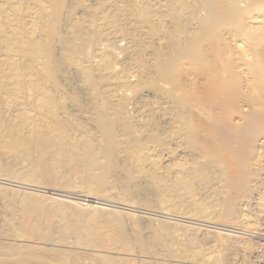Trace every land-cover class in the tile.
<instances>
[{
	"label": "bare ground",
	"instance_id": "6f19581e",
	"mask_svg": "<svg viewBox=\"0 0 264 264\" xmlns=\"http://www.w3.org/2000/svg\"><path fill=\"white\" fill-rule=\"evenodd\" d=\"M73 157L82 194L47 188ZM1 165L24 189L1 186L7 210L71 215L131 257L102 264H264V0H0ZM116 190L150 201L99 199ZM19 235L0 221V264H20Z\"/></svg>",
	"mask_w": 264,
	"mask_h": 264
},
{
	"label": "rangeland",
	"instance_id": "374dc122",
	"mask_svg": "<svg viewBox=\"0 0 264 264\" xmlns=\"http://www.w3.org/2000/svg\"><path fill=\"white\" fill-rule=\"evenodd\" d=\"M72 74H74V73H72ZM72 74H70V76ZM76 76L77 75H75V74L73 76H71L74 79V81H76L77 78H78ZM71 77L68 76V81L71 79V81L73 83L74 81H73V79ZM71 81H69V82H71ZM77 81H76V83H78ZM72 83H70V85ZM76 83L74 82L72 84L73 86L71 85L72 87H74V89H75L74 85H77ZM75 90H74L75 91L74 94H75L76 97L78 95L77 98L83 99L85 97V94L83 96V94L81 93L80 89L76 88ZM78 90H79V92H78ZM70 95L72 96L71 93H70ZM69 160H70V162H69ZM69 160L67 161V159H66L63 162L65 164V166L61 167V170H59V172H58L59 174L58 175H56L55 177L51 178V179H53V184L52 185H48L49 187L47 186V188L56 189V190L61 191V192L62 191L66 192V193H68L67 194L68 196L73 197V196H71L72 194H76V193L82 194L81 192H78V191L81 190V189H79V186H80V183H81L80 181L84 178V173H83V168H81V167H83L82 166L83 164H80V161L77 158L74 159V157H73V161L74 162H72L71 158ZM5 166L8 167L7 165H5ZM5 166L4 167L2 165L0 166L1 167L0 174L3 172L1 174L2 176H4V174L7 173L8 170H9V169L7 170V168ZM3 169H4V171H3ZM120 177H119V180H117L119 183L117 184L116 188H117V190L119 188L120 192H123L121 189H124V192H125L126 187L129 188V189H130V187H128V185H127V183L125 181L126 179H124L125 177L124 176H120ZM121 181L124 182V184L125 183L126 184L123 185V183H121ZM119 185H121V188H120ZM1 186L3 187V189H5L7 187L8 189L10 188V189H13L14 191L17 190V192H21V190H24V189H21L19 187H14V185H12V186L10 185L9 186L8 183L0 184V188H1ZM13 190H11V191H13ZM117 190L112 192L113 196H111L112 193H110V194H108L109 195L108 197L106 196L107 194L103 195L104 197L101 194H99L100 198H99V196H97V197L94 196V197L99 198L101 200H106L107 199L108 201L114 202L116 200V198L114 196H116V197L119 196L117 198H120V197L123 198V196H124V198H123L124 200L126 199L127 201H130L132 203L134 202L135 206H136V204H139V203H141V204L143 203V205H144L145 204L144 201L149 199V197L145 198V197H147V195L145 196V194H143L145 196L144 197L142 195V192L140 193V191L136 192V191L133 190L134 192H132V193H130V194H128L126 196V194L124 195V193H123V195H122ZM28 192L30 194H32V195H30L31 196L30 198H26L25 200L28 203H30L32 206L34 205L33 208L34 207H37V208L39 207L40 210L42 209L41 206H43V205L46 208V205H45L46 202H43V201H45L46 199L48 200V198H50V197L54 198V199L57 198V200L65 199L63 197L62 198L61 197H55V195H52L51 193L43 194V193L36 192V191H33V192L28 191ZM116 192H117V194L115 195ZM120 194H121V196H120ZM121 198L119 200H121ZM113 199H115V200L113 201ZM66 200H68V199H66ZM72 201H74V200H72ZM76 201H78V200H76ZM149 201H150V199H149ZM81 203H82V201H81ZM86 203L88 204V202H86ZM115 203H117V201ZM89 204L91 206V203H89ZM112 205H113L112 209L115 210V211L126 212L128 214L132 213V215L135 214V215H138V216L145 217V214H143L141 212L138 213V211L135 210V208L132 210L133 211L132 212L131 209H130V211H128L127 208L124 209L123 206H120V205H116L115 206V204H112ZM150 205H152V204H150ZM3 206H5V204L0 203V221H2V220L4 221V219L5 220L6 219L9 220L11 226L15 230H18V232L20 234L19 235L20 238H18L19 239L18 241H21V242H18V241L13 242L12 241L10 243H12V244L13 243L14 244L17 243L18 245L20 243V245H23V247L24 246L28 247V248H26V247L22 248V250L19 252V254L17 256V258L20 260V264H102L103 260H101V258H99V256H102V255H103V257L111 258V259H115V260L119 259L121 257L129 258V259L131 258L129 255L125 254L123 251L118 252V250H116V251L114 250V249H116V247H114L115 246L114 243L111 242L113 245H111V243H108V241H109L108 240L109 239L108 235L110 233H108V232L105 233V231L103 229L101 230L99 228H96L95 231L101 230L102 232L101 231H99V232L97 231V232H95V233H97L95 235L94 234V228H91L92 231H93L92 235H94L93 237L92 236L91 237L86 236V235H88L87 234L88 232L86 233V231L83 230L84 226H83V228L81 230L83 232H76V230H77L76 228L79 227V230H80L81 227H82L81 225H83V224H79V222L77 221L78 225H80L81 227L78 226L76 224V222H73L74 220L72 221L73 217L71 215H69V214L68 215L70 216L69 217L70 221L67 220V222H66V220H64V219H62L63 220L62 221L57 214H54V216H53V213L50 214V212H49V214H46L48 212L46 210H44V209H43L44 211L42 210V212H44V213L41 212L42 213L41 214V213L38 212V214L42 215L41 216L42 218L40 217V215L37 217L38 214L37 215L35 214L36 216H34L32 214H31L32 216L28 215L27 212H26V209L25 210L23 209L24 205H21V203H20V205L15 206V208H14L15 210H10V209L7 210L6 209L7 206L6 207H3ZM3 208H5L6 211H3ZM57 216H58V218H57ZM39 217L41 218L40 220L38 219ZM35 222H38V224H42L45 227L50 226L51 227V231H53L52 233H53V238L54 239H58V237L60 236V232L63 231V227L64 226H65L64 228H66L68 226L67 228L70 229V230L74 229L73 232H75V233L72 234V231H71L70 232L71 235H69V238L66 241V243H63V244L60 243V244H58L59 246L56 245V244H55L56 246L52 245V244L47 245L45 243L43 244V243L38 242V241H36V243H34L33 241H31V243H29L30 242L29 236H28L29 226L34 225ZM78 233H80V234H78ZM84 234H86V235H84ZM95 236H98V237H95ZM87 237L89 239L90 238L94 239V237H95L96 238V240L94 239L95 241L99 242L100 244L106 245L105 247H111L112 249L111 250H109V249L108 250L107 249L106 250L105 249H101L99 251V248H98V251H97V249L94 251L93 247L92 248H87L86 247L87 248L86 249V248H84L83 245H81V244L79 245L80 242L83 243L82 240L85 239L87 241ZM4 243L2 242L0 245L2 246V244H4ZM12 244H10V245H12ZM17 244H15V245H17ZM80 246H82V247H80ZM49 249L50 250L52 249L53 251L52 250L50 251ZM48 250L50 252H48ZM56 250L58 252H56ZM54 251L56 253H54ZM63 255H67V256L72 257V258H70L72 260L66 259L64 261H61V260L59 261V260L55 259V257H62ZM21 259L24 260V261H22Z\"/></svg>",
	"mask_w": 264,
	"mask_h": 264
}]
</instances>
